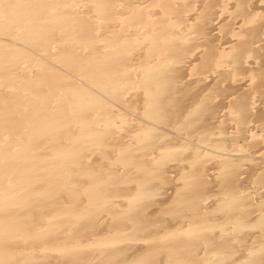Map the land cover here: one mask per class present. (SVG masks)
Segmentation results:
<instances>
[{
    "label": "bare ground",
    "instance_id": "6f19581e",
    "mask_svg": "<svg viewBox=\"0 0 264 264\" xmlns=\"http://www.w3.org/2000/svg\"><path fill=\"white\" fill-rule=\"evenodd\" d=\"M0 264H264V0H2Z\"/></svg>",
    "mask_w": 264,
    "mask_h": 264
},
{
    "label": "snow or ice",
    "instance_id": "6c2138e0",
    "mask_svg": "<svg viewBox=\"0 0 264 264\" xmlns=\"http://www.w3.org/2000/svg\"><path fill=\"white\" fill-rule=\"evenodd\" d=\"M18 7V5H11V4H4L2 0H0V17H7L8 16V10Z\"/></svg>",
    "mask_w": 264,
    "mask_h": 264
}]
</instances>
